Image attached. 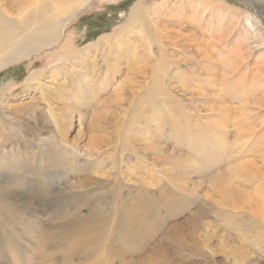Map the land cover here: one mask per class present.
<instances>
[{"label": "rangeland", "instance_id": "1", "mask_svg": "<svg viewBox=\"0 0 264 264\" xmlns=\"http://www.w3.org/2000/svg\"><path fill=\"white\" fill-rule=\"evenodd\" d=\"M76 1L0 52V264H264V11Z\"/></svg>", "mask_w": 264, "mask_h": 264}, {"label": "bare ground", "instance_id": "2", "mask_svg": "<svg viewBox=\"0 0 264 264\" xmlns=\"http://www.w3.org/2000/svg\"><path fill=\"white\" fill-rule=\"evenodd\" d=\"M68 1L69 0H22L20 4L21 8L18 6V10L24 15L17 20V25L9 23L10 21H6L7 25L11 26L13 24L11 26L12 32L8 33L0 29V52L7 47L17 45V43L18 45L16 48L19 50L24 44L30 42L29 39L33 35H39L41 31L50 33V27L56 20L59 10ZM75 2L77 1L75 0ZM254 3L256 7L264 11V0H255ZM140 10L139 7H134L132 9L129 17L130 22H134L142 16ZM35 78L36 76L32 77V79Z\"/></svg>", "mask_w": 264, "mask_h": 264}]
</instances>
